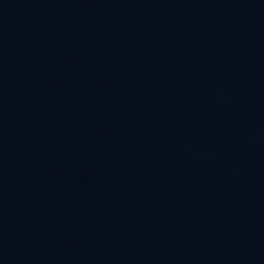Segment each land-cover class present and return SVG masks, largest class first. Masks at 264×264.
I'll list each match as a JSON object with an SVG mask.
<instances>
[{
    "label": "water",
    "instance_id": "1",
    "mask_svg": "<svg viewBox=\"0 0 264 264\" xmlns=\"http://www.w3.org/2000/svg\"><path fill=\"white\" fill-rule=\"evenodd\" d=\"M0 264H264V0H0Z\"/></svg>",
    "mask_w": 264,
    "mask_h": 264
}]
</instances>
